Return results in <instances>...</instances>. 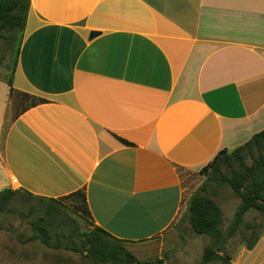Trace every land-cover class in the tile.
Returning a JSON list of instances; mask_svg holds the SVG:
<instances>
[{
  "label": "crops",
  "instance_id": "1",
  "mask_svg": "<svg viewBox=\"0 0 264 264\" xmlns=\"http://www.w3.org/2000/svg\"><path fill=\"white\" fill-rule=\"evenodd\" d=\"M262 129L264 0H29L0 76V190L80 196L93 225L149 241ZM233 263L264 264V237Z\"/></svg>",
  "mask_w": 264,
  "mask_h": 264
},
{
  "label": "rangeland",
  "instance_id": "2",
  "mask_svg": "<svg viewBox=\"0 0 264 264\" xmlns=\"http://www.w3.org/2000/svg\"><path fill=\"white\" fill-rule=\"evenodd\" d=\"M15 36L17 38L18 33ZM14 49L0 38V76L10 72L15 58ZM252 154L256 156L257 151L253 149ZM245 159L247 164L251 163L248 155ZM221 171L228 173L223 167ZM195 176L194 192L204 183L205 192L220 208L221 219L217 229L225 239L222 249L206 264H234L249 241L264 237V213L253 209L246 211L242 223L229 235V227L240 204L239 197L228 185L207 181L206 175L200 171ZM38 204L33 196L19 191L10 203V210L0 212V264H93L78 250L77 238L69 235L71 231L86 230L91 223L80 196L49 202L60 210L59 219L62 220L56 222L46 244L35 235L30 225L31 217L41 214L42 209L27 216L30 209L39 208ZM208 246H216L212 237L193 233L187 217L181 215L163 237L126 244V249L134 256V260L127 264H199Z\"/></svg>",
  "mask_w": 264,
  "mask_h": 264
},
{
  "label": "trees",
  "instance_id": "3",
  "mask_svg": "<svg viewBox=\"0 0 264 264\" xmlns=\"http://www.w3.org/2000/svg\"><path fill=\"white\" fill-rule=\"evenodd\" d=\"M28 7L29 0H0V38L4 39L8 45L15 47L13 65L22 38ZM253 149L257 151L256 156L252 154ZM263 151L264 129L231 151L226 149L219 151L207 165L200 169V173L206 175L207 181L215 182L217 185H228L240 199V204L229 227V235L242 223L246 211L253 209L264 213ZM246 155L251 158L250 164L246 163ZM222 167L227 170V174L221 171ZM205 187L206 185L203 183L197 191L191 194L185 212L182 214L187 217L193 233L210 235L216 244L215 248L213 246L205 247L199 264H206L215 257L216 252L222 249L225 240L217 229L221 219L220 208L207 195ZM18 192L8 188L0 190V212L10 210V203ZM25 194L33 196L26 192ZM33 197L39 203V208L30 209L27 216H32L35 212H39L38 209H42L41 214L31 217L30 225L35 235L46 244L56 222L62 220L59 219L60 210L49 204V202H57V199ZM69 235L77 238L78 250L93 264L105 262L127 264L134 260V256L126 249L127 241L112 237L92 223L86 230L71 231ZM257 240L258 238L249 241L246 244V249H251ZM226 264L230 263L226 262Z\"/></svg>",
  "mask_w": 264,
  "mask_h": 264
},
{
  "label": "water",
  "instance_id": "4",
  "mask_svg": "<svg viewBox=\"0 0 264 264\" xmlns=\"http://www.w3.org/2000/svg\"><path fill=\"white\" fill-rule=\"evenodd\" d=\"M95 35H97V32L92 31V32L89 33V38H92V37H94Z\"/></svg>",
  "mask_w": 264,
  "mask_h": 264
}]
</instances>
